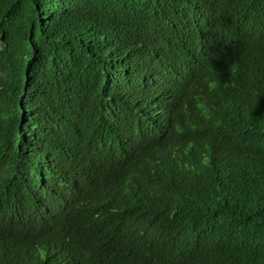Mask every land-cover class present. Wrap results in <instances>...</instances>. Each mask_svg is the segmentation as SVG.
<instances>
[{
  "label": "trees",
  "instance_id": "16d2710c",
  "mask_svg": "<svg viewBox=\"0 0 264 264\" xmlns=\"http://www.w3.org/2000/svg\"><path fill=\"white\" fill-rule=\"evenodd\" d=\"M0 264H264V0H0Z\"/></svg>",
  "mask_w": 264,
  "mask_h": 264
},
{
  "label": "clouds",
  "instance_id": "9594fccd",
  "mask_svg": "<svg viewBox=\"0 0 264 264\" xmlns=\"http://www.w3.org/2000/svg\"><path fill=\"white\" fill-rule=\"evenodd\" d=\"M132 128L133 127H131V129ZM79 129L81 132V139L77 142L74 141L68 144L65 152L55 155L54 162L57 160L59 167L56 171L51 172L54 175V180L50 186L51 189L47 197V203H51L48 206L49 211L52 210L55 205H59L63 207V209L75 206L90 185L91 160L93 158L106 160L108 157V152L104 144L97 141L89 130L82 127ZM94 141L97 142L95 146H90L88 150L80 152V145L86 143L92 144ZM52 164L51 161L46 160L42 167L53 170L54 167L51 166ZM36 169L40 174L43 173L37 168V165ZM57 222H60V220ZM57 222L54 224L57 225Z\"/></svg>",
  "mask_w": 264,
  "mask_h": 264
}]
</instances>
